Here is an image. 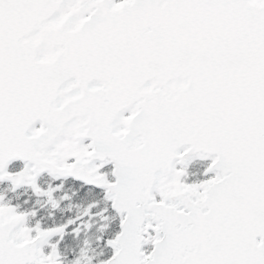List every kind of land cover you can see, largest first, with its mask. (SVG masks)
<instances>
[{"label":"snow or ice","instance_id":"snow-or-ice-1","mask_svg":"<svg viewBox=\"0 0 264 264\" xmlns=\"http://www.w3.org/2000/svg\"><path fill=\"white\" fill-rule=\"evenodd\" d=\"M0 264H264V0H0Z\"/></svg>","mask_w":264,"mask_h":264}]
</instances>
